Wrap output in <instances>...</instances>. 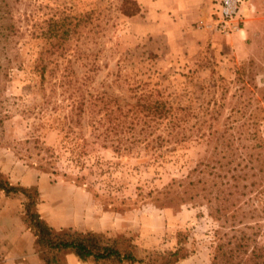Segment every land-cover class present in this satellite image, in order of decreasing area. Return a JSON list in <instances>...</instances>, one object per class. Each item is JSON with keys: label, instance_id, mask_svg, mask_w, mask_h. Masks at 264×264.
Returning <instances> with one entry per match:
<instances>
[{"label": "rangeland", "instance_id": "obj_1", "mask_svg": "<svg viewBox=\"0 0 264 264\" xmlns=\"http://www.w3.org/2000/svg\"><path fill=\"white\" fill-rule=\"evenodd\" d=\"M135 1L140 11L131 16L122 0L17 3L22 35L10 65L0 57V172L39 191L36 209L55 230L97 232L135 256L76 264H162L177 249L184 257L174 264H210L229 227L198 197L167 203L164 188L174 182L173 196L190 170L195 182L203 170L209 179L218 160L232 158V166L247 164L237 222L253 224L264 244V191L256 195L264 189V47L237 58L213 47L211 17L182 27L156 0L146 8ZM63 14L77 24L66 40L48 43L45 20ZM160 96L178 116L169 135L166 120L134 116ZM23 200L0 191V264H47L51 254L22 220Z\"/></svg>", "mask_w": 264, "mask_h": 264}, {"label": "trees", "instance_id": "obj_2", "mask_svg": "<svg viewBox=\"0 0 264 264\" xmlns=\"http://www.w3.org/2000/svg\"><path fill=\"white\" fill-rule=\"evenodd\" d=\"M20 1L0 0V57H4L8 65L11 63L9 50L22 35L14 15V10ZM120 9L125 15L131 16L139 13L140 6L135 0H122ZM45 23L46 28L42 30L41 35L48 43H53V39L57 42L66 40L72 28L77 24V22H73V16L69 14L60 15L58 18L49 17ZM171 101L168 96H160L155 100L147 101L142 104V108L135 110L134 116L137 121L142 119L143 122L150 118L166 120L165 129L169 135L176 125V120H178L176 109ZM81 103L80 105H83L84 102L81 101ZM107 116L111 120L110 114ZM115 127L117 126L111 124V128L114 129ZM166 141L167 139L164 140V142ZM173 149H175L174 146L168 150ZM168 150L159 152V155H156L152 162L159 160L160 156L163 159ZM222 151L224 150L222 149ZM234 160L229 158L224 163L218 160L220 170L210 171L211 177L209 179L206 177L209 172L203 170L200 180L196 182L191 179L192 170H190L186 176L179 180L178 187L181 188L176 194L169 197V194L173 193L174 182L165 186L164 194L165 197H168L167 203L177 202L181 204L193 201L198 197L208 209L209 215L222 222L219 224L221 227H229L228 232L218 234L210 264H264V244L258 243L255 231H249L255 226L248 223L240 226V222H237L241 208L238 201L245 194L238 188L242 185L240 182L246 178L247 173L242 171L247 164L240 166L242 161H238L235 166H232ZM197 182H201L200 187H197ZM250 183L252 186L255 185L254 181ZM241 187H246V184ZM0 191L5 195L15 193L23 195L22 220L32 231L37 245L51 254L45 259L47 264H59V255L65 253L74 254L81 262L92 259L94 262L120 263L122 258L135 261L132 250L121 248L117 240L105 238L100 233L55 230L40 216L36 209L39 202V191L36 188L13 184L0 172ZM263 191L264 189L260 188L256 191V195ZM163 201L160 199L162 204H164ZM182 257L184 256L178 254V249L171 251L169 258L162 264H174Z\"/></svg>", "mask_w": 264, "mask_h": 264}, {"label": "crops", "instance_id": "obj_3", "mask_svg": "<svg viewBox=\"0 0 264 264\" xmlns=\"http://www.w3.org/2000/svg\"><path fill=\"white\" fill-rule=\"evenodd\" d=\"M144 8L145 0H141ZM212 0H156V8L162 16H175V23L186 26L211 17L214 11ZM241 29L238 32L223 35L212 30L210 38L216 50L227 47L237 58L252 57L264 47V0H242L240 5ZM68 264L78 263L74 254L66 256Z\"/></svg>", "mask_w": 264, "mask_h": 264}, {"label": "built area", "instance_id": "obj_4", "mask_svg": "<svg viewBox=\"0 0 264 264\" xmlns=\"http://www.w3.org/2000/svg\"><path fill=\"white\" fill-rule=\"evenodd\" d=\"M214 11L210 25L213 31L229 35L241 29L240 5L242 0H213Z\"/></svg>", "mask_w": 264, "mask_h": 264}]
</instances>
